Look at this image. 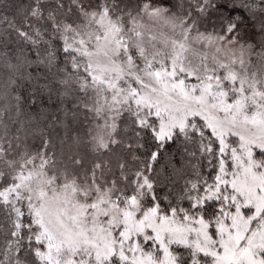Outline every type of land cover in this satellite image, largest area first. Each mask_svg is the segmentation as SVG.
Listing matches in <instances>:
<instances>
[{"label": "snow or ice", "instance_id": "6c2138e0", "mask_svg": "<svg viewBox=\"0 0 264 264\" xmlns=\"http://www.w3.org/2000/svg\"><path fill=\"white\" fill-rule=\"evenodd\" d=\"M0 264H264V0H0Z\"/></svg>", "mask_w": 264, "mask_h": 264}, {"label": "trees", "instance_id": "16d2710c", "mask_svg": "<svg viewBox=\"0 0 264 264\" xmlns=\"http://www.w3.org/2000/svg\"><path fill=\"white\" fill-rule=\"evenodd\" d=\"M88 125V121L83 120V118H81L80 121H77L76 123H73L71 125V127L68 129V134L69 135H76V134H80L83 135L85 132V126ZM162 163H164L162 161Z\"/></svg>", "mask_w": 264, "mask_h": 264}]
</instances>
